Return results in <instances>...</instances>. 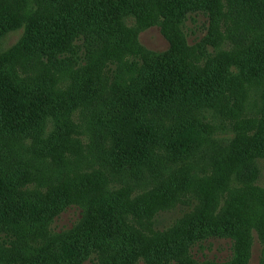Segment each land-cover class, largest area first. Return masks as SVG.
I'll use <instances>...</instances> for the list:
<instances>
[{
    "label": "trees",
    "instance_id": "obj_1",
    "mask_svg": "<svg viewBox=\"0 0 264 264\" xmlns=\"http://www.w3.org/2000/svg\"><path fill=\"white\" fill-rule=\"evenodd\" d=\"M193 14L208 25L189 45ZM155 25L168 48L138 53L139 33ZM233 153L237 180L257 181L264 0H0V264H141L126 237L128 187L90 182L74 196L75 180L131 176L152 185L147 202L177 176L202 182ZM71 205L82 209L78 222L51 230Z\"/></svg>",
    "mask_w": 264,
    "mask_h": 264
},
{
    "label": "rangeland",
    "instance_id": "obj_2",
    "mask_svg": "<svg viewBox=\"0 0 264 264\" xmlns=\"http://www.w3.org/2000/svg\"><path fill=\"white\" fill-rule=\"evenodd\" d=\"M185 24L187 43L192 45L205 35L208 18L204 14H193ZM22 33V28L7 33L2 39V50L16 43ZM138 45V53L141 54V48L164 51L169 43L160 27L155 25L139 33ZM78 138L87 144L86 132ZM258 161L260 177L247 186L237 180L242 162L233 153L225 160H219L216 169L209 167L204 172L206 178L202 182L177 176L159 187L156 190L158 193L148 196L153 200L147 202L144 199L153 192H147L152 185L144 187L138 179L134 182L131 176H127L124 184L112 180L108 183L98 175L93 182L78 178L74 182L77 183L76 189L71 192L74 196L82 195L81 190L89 187L90 182L91 186L107 184L111 192H121L128 187L129 191L122 195L121 202L126 207L134 208L132 211L135 214L129 212L131 219L128 223L132 227L126 229V237L132 245L133 254L138 253L136 257L141 264L145 262L144 256L152 264H178L188 260L190 255L199 259L200 264H264V158ZM105 173L109 178V174ZM30 187H35V184H29L27 188ZM81 216L82 209L71 205L53 219L50 228L57 232L70 229ZM206 234L211 235L205 236L207 238L202 241L194 238ZM173 240H176V244ZM2 254L0 250V256ZM133 254L127 255L132 258ZM239 254L243 259L240 260ZM210 260L226 263H213ZM85 264L92 262L87 260Z\"/></svg>",
    "mask_w": 264,
    "mask_h": 264
}]
</instances>
